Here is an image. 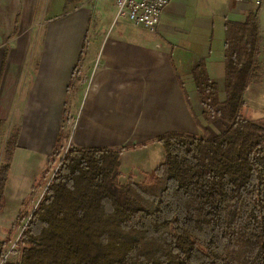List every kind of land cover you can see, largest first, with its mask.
<instances>
[{
  "label": "trees",
  "instance_id": "1",
  "mask_svg": "<svg viewBox=\"0 0 264 264\" xmlns=\"http://www.w3.org/2000/svg\"><path fill=\"white\" fill-rule=\"evenodd\" d=\"M225 31V98L204 61L192 73L202 116L227 128L210 136L193 110L203 134L158 137L164 159L140 181L125 179L122 149L70 145L2 264H264V125L243 114L261 72L258 12ZM20 132L15 125L4 147L0 212Z\"/></svg>",
  "mask_w": 264,
  "mask_h": 264
},
{
  "label": "crops",
  "instance_id": "2",
  "mask_svg": "<svg viewBox=\"0 0 264 264\" xmlns=\"http://www.w3.org/2000/svg\"><path fill=\"white\" fill-rule=\"evenodd\" d=\"M256 11L261 72L244 95L247 117L258 99L264 106V0H171L155 32L116 22V0H0V125L21 127L16 158L29 149L47 160L59 137L65 149H122L123 157L167 132L201 136L193 110L210 136L224 131L226 122L202 116L192 68L204 61L224 99L225 25ZM152 170L124 172L122 163L125 179Z\"/></svg>",
  "mask_w": 264,
  "mask_h": 264
},
{
  "label": "rangeland",
  "instance_id": "3",
  "mask_svg": "<svg viewBox=\"0 0 264 264\" xmlns=\"http://www.w3.org/2000/svg\"><path fill=\"white\" fill-rule=\"evenodd\" d=\"M99 3L102 5L107 2L101 1ZM188 13L191 14L192 10L189 9ZM168 37L171 39L181 38L174 37L173 35H169ZM221 43L222 42L219 41V36H216L213 41L215 48H218ZM214 70L219 71L218 65L214 68ZM192 94V101L194 103L197 102V106H199L198 93L192 92ZM260 100L261 99L255 101L252 111L248 112L249 118L245 114L244 116L252 122L264 125V106L261 107L259 104ZM0 127L1 165L3 161V151L7 141V139H5V134L9 136L11 130L9 131L8 129L6 131H2V125H0ZM62 141L63 137L61 139V142ZM17 148L15 149L12 157L9 180L7 186L5 187L4 208L0 212V241H7L5 252H9L11 248L15 247V239L19 237L21 231V228L19 227H24L25 224V227L27 226L34 209L37 207L38 202L46 190V187L60 166V161L64 157L67 150L65 148H60L54 159L47 166V160L46 158L44 159V156L41 155L40 151L28 149L26 152L27 154L23 156V158H16L15 154L17 153ZM164 156L165 152L159 143L151 144V146L146 149L127 153L122 157L124 172L127 171V169L152 170L163 161ZM141 174L143 173L136 172L133 174L134 180L140 181L139 179ZM31 186L32 188L36 186L35 190L32 191Z\"/></svg>",
  "mask_w": 264,
  "mask_h": 264
},
{
  "label": "built area",
  "instance_id": "4",
  "mask_svg": "<svg viewBox=\"0 0 264 264\" xmlns=\"http://www.w3.org/2000/svg\"><path fill=\"white\" fill-rule=\"evenodd\" d=\"M171 0H116V19L118 22L121 19H125L134 26H142L152 32H155L161 23L162 16L165 10L168 8ZM254 3L259 6L262 0H243ZM26 225V224H25ZM24 225V227H25ZM24 227L21 228L20 235L24 231ZM19 237L15 239V244L19 240ZM9 252H4L2 264L5 260L9 259Z\"/></svg>",
  "mask_w": 264,
  "mask_h": 264
}]
</instances>
